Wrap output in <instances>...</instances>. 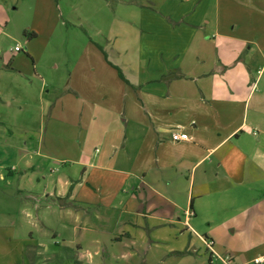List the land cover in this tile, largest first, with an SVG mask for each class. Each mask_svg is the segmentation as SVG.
<instances>
[{"label": "crops", "instance_id": "1", "mask_svg": "<svg viewBox=\"0 0 264 264\" xmlns=\"http://www.w3.org/2000/svg\"><path fill=\"white\" fill-rule=\"evenodd\" d=\"M130 3L168 11L128 34L129 49L105 38L104 65L79 70L86 124L71 163L80 173L24 191V201L45 198L74 219L84 264L264 263V0ZM228 233L260 241L223 258L215 239Z\"/></svg>", "mask_w": 264, "mask_h": 264}, {"label": "rangeland", "instance_id": "2", "mask_svg": "<svg viewBox=\"0 0 264 264\" xmlns=\"http://www.w3.org/2000/svg\"><path fill=\"white\" fill-rule=\"evenodd\" d=\"M134 1L0 0V264H84V241L76 239L74 219L60 215L58 205L45 198L35 208L24 201V191L78 177L71 162L80 156L87 109L79 70L104 65L105 38L117 37L120 51L129 49L128 34H145L146 17L168 11V6L155 8L162 0H154L153 11L140 10ZM15 46L21 51L13 52ZM25 164L35 173L21 175ZM28 205L31 217L23 213ZM39 219L50 226L42 227ZM230 236L215 239L214 250L223 258L228 249L241 259L245 242L260 241L249 234L231 236L229 243Z\"/></svg>", "mask_w": 264, "mask_h": 264}, {"label": "built area", "instance_id": "3", "mask_svg": "<svg viewBox=\"0 0 264 264\" xmlns=\"http://www.w3.org/2000/svg\"><path fill=\"white\" fill-rule=\"evenodd\" d=\"M20 51H21V49L18 46H15L13 48V52H20ZM171 140H172V142L186 141L187 140V135L186 134H182V133H172ZM204 243L206 245V248L208 250H210L211 249V243L208 242L207 240H205ZM257 262H258V260L255 261V263H257Z\"/></svg>", "mask_w": 264, "mask_h": 264}, {"label": "trees", "instance_id": "4", "mask_svg": "<svg viewBox=\"0 0 264 264\" xmlns=\"http://www.w3.org/2000/svg\"><path fill=\"white\" fill-rule=\"evenodd\" d=\"M114 68L116 69V71H117V73H118V76H119V78H120L121 80L125 81V80H124V78H123V76H122V74H121V72H120V70H119V69H117L116 67H114Z\"/></svg>", "mask_w": 264, "mask_h": 264}]
</instances>
